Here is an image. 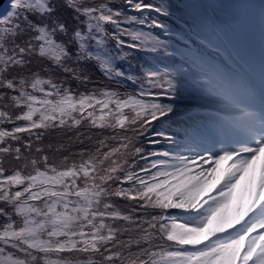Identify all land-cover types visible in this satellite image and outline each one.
Instances as JSON below:
<instances>
[{
	"label": "snow or ice",
	"instance_id": "snow-or-ice-1",
	"mask_svg": "<svg viewBox=\"0 0 264 264\" xmlns=\"http://www.w3.org/2000/svg\"><path fill=\"white\" fill-rule=\"evenodd\" d=\"M61 6L71 30L53 0H9L0 15V124H12L0 130V154L16 162L0 164V264H264V50L257 73L247 55L213 45L196 16L192 35L215 56L161 38L151 29L190 44L159 19L175 15L163 0ZM137 52L159 62L118 66ZM88 65L134 91L65 86L87 84ZM11 109H20L14 118ZM81 128L100 130L95 144L59 165L38 146L73 129L92 144ZM140 137L182 150L145 152ZM113 198L135 202L130 214Z\"/></svg>",
	"mask_w": 264,
	"mask_h": 264
},
{
	"label": "trees",
	"instance_id": "trees-1",
	"mask_svg": "<svg viewBox=\"0 0 264 264\" xmlns=\"http://www.w3.org/2000/svg\"><path fill=\"white\" fill-rule=\"evenodd\" d=\"M57 4V15L64 20L71 30L72 20L71 13L61 6V0H53ZM101 0H97V3ZM104 3L110 4L112 7H121V0H103ZM145 2L159 4L161 0H145ZM166 3L170 11L175 15L173 17H159L161 21L167 23L171 30L175 33L181 34L186 40L190 41V44L182 43L181 40L175 37H163V34L159 29H151L161 38L170 39L174 44L180 47H195L196 49L204 52L208 56H215V47H209L203 43L197 42L193 37L192 33L194 31V25L190 19L192 16L199 17L202 25L207 29V33L210 34L213 45H219L228 53H241L247 55L250 58V62L258 73L259 70V60L262 50H264V0H163ZM210 6L212 11L211 15L208 9L205 8L206 5ZM0 15H3L5 10L9 8V0H2L0 3ZM139 15V13H134ZM145 15H156L155 13H145ZM212 20V21H211ZM108 30L111 32V26L108 25ZM59 38V37H58ZM108 46L115 52L114 42L109 40ZM125 51H128L125 49ZM158 58H153L148 54L137 52L133 53L129 62L126 64H118L119 67L125 70H131L132 72H138L140 66L151 67L158 63ZM169 63H178L177 60L173 59L168 61ZM32 67L39 70L40 65L33 64ZM89 74L91 75V80L85 84L77 80L69 79L65 86H70L73 91L77 93L82 92H96L99 93L105 89L117 90L122 94L132 93L136 86L130 85L128 82H121L117 84L115 81L105 79L99 71H97L92 65H88ZM46 75L45 73H41ZM64 77L63 73L57 74V79H62ZM13 112V118L17 111L20 109H11ZM128 112V109L124 110ZM99 115V113H97ZM19 124H25L24 121H17ZM12 127L10 123L0 124V130H7ZM168 124H162L161 122H154V128L156 130H169ZM40 131V130H34ZM75 129L71 132H52L51 134H45L41 141L39 142V147L43 148L47 153L48 160L50 162H55L59 165L65 155L71 153H77L81 149L92 147L95 144V136L100 132L99 129H88L81 128L82 133L87 132L94 136L92 144H89L87 140L81 143L74 135ZM111 131V130H109ZM117 132H122V130L117 129ZM24 138L21 144L16 146L23 147V143L27 142V137L29 133H19L17 134ZM109 143H115V141H108ZM140 142L142 143L145 152L156 151L164 152L168 151L171 154H176L181 151L178 146L171 145L167 141L161 140L160 143L155 145H150L145 137H140ZM13 143V142H10ZM35 146H37L35 137H33V149L32 154L35 155ZM27 151V150H26ZM166 159L163 157H150L151 160L154 159ZM141 166L145 165V161L138 160ZM171 163V161H168ZM0 164L7 170H12L16 167V162L12 160L7 154H0ZM227 165H222V168H226ZM154 171V169H153ZM141 175H143L141 173ZM128 186L127 184L124 185ZM114 203H116L123 214H130L127 209V204H133V201L121 200L119 198H113ZM149 211H152L151 209ZM174 213L177 210H172ZM134 217L136 213H131ZM181 215H186L185 213H180ZM122 227L125 225L124 221H117ZM119 235V233L117 234ZM132 236H136L135 232L131 233ZM127 240L128 236L122 237ZM165 243H171L165 241ZM133 247H135L133 245ZM187 247V246H186Z\"/></svg>",
	"mask_w": 264,
	"mask_h": 264
},
{
	"label": "rangeland",
	"instance_id": "rangeland-1",
	"mask_svg": "<svg viewBox=\"0 0 264 264\" xmlns=\"http://www.w3.org/2000/svg\"><path fill=\"white\" fill-rule=\"evenodd\" d=\"M0 9H2V6L0 7ZM11 129V127L9 128V129H7V130H10ZM6 140H8V138H6ZM9 143L11 142V141H8Z\"/></svg>",
	"mask_w": 264,
	"mask_h": 264
},
{
	"label": "water",
	"instance_id": "water-1",
	"mask_svg": "<svg viewBox=\"0 0 264 264\" xmlns=\"http://www.w3.org/2000/svg\"><path fill=\"white\" fill-rule=\"evenodd\" d=\"M2 2V0H0V3Z\"/></svg>",
	"mask_w": 264,
	"mask_h": 264
}]
</instances>
